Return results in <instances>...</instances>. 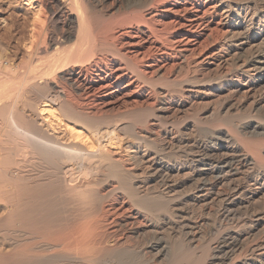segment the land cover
<instances>
[{
  "label": "bare ground",
  "instance_id": "obj_1",
  "mask_svg": "<svg viewBox=\"0 0 264 264\" xmlns=\"http://www.w3.org/2000/svg\"><path fill=\"white\" fill-rule=\"evenodd\" d=\"M24 1L0 264H264V0Z\"/></svg>",
  "mask_w": 264,
  "mask_h": 264
},
{
  "label": "rangeland",
  "instance_id": "obj_2",
  "mask_svg": "<svg viewBox=\"0 0 264 264\" xmlns=\"http://www.w3.org/2000/svg\"><path fill=\"white\" fill-rule=\"evenodd\" d=\"M41 1H42V5L44 6L43 8L45 9L44 13L49 11V8H47L48 5H46L48 4L47 0H41ZM32 18H33L32 6H30L26 1L0 0V78L1 79L2 77L5 78L7 77V79L10 76L13 77L12 73L14 72V69L18 71L20 69H21L20 71H23L26 68L28 69L27 66H29L28 63L30 62L29 60L31 58L30 56L31 54L29 55L25 45L28 43L30 39V31H31L30 27H31V22L33 20ZM43 56L44 55H39L36 57L37 61H39L38 63H41L43 61L42 59ZM39 58L40 60H38ZM12 83L13 81H6L5 79L4 84L3 81L2 84H0V91L7 92L8 95L11 94L12 90L14 89V85ZM10 85L12 86L10 87ZM28 109L30 108L29 107L23 108L22 106L20 108V111L24 114V116L29 117V119L34 118L33 120H35L37 124H43L42 121H40L37 118L36 114H34L35 112L32 109H30L33 112L32 113ZM41 127L42 129L46 128L44 127V125H42ZM6 129L7 128L0 129V131L5 130L2 133L0 132V149H2V147L12 148L15 146V144L12 141H10L9 136L6 133ZM57 132L58 133L53 134V137L58 139V141L67 140V135L65 134V132H63L62 130H59Z\"/></svg>",
  "mask_w": 264,
  "mask_h": 264
}]
</instances>
